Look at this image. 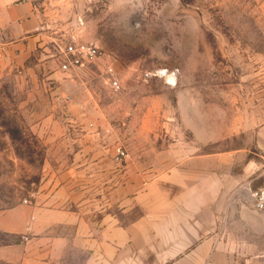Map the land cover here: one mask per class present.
<instances>
[{
    "label": "rangeland",
    "instance_id": "374dc122",
    "mask_svg": "<svg viewBox=\"0 0 264 264\" xmlns=\"http://www.w3.org/2000/svg\"><path fill=\"white\" fill-rule=\"evenodd\" d=\"M29 1L43 25L24 57L0 36V217L79 212L84 247L62 264H156L147 233L139 242L128 227L157 212L158 174L195 148L251 147L264 125V0ZM73 40L103 55L65 71ZM243 209L252 216L224 219L213 264H264L263 216ZM27 238L0 230V264H21Z\"/></svg>",
    "mask_w": 264,
    "mask_h": 264
},
{
    "label": "crops",
    "instance_id": "0c3cea01",
    "mask_svg": "<svg viewBox=\"0 0 264 264\" xmlns=\"http://www.w3.org/2000/svg\"><path fill=\"white\" fill-rule=\"evenodd\" d=\"M42 25L32 1L0 0V36L13 44L11 49L21 50L19 58L24 57L26 46L30 49L42 35ZM250 143L251 147L216 153H199L195 148L186 154L180 148L181 155H186L174 161L172 167H165L172 172L158 174L161 203L157 212L149 210L128 227L129 232L139 236V242L147 233L148 241L153 242L149 250L156 264H213L219 259L216 251L224 244L222 235L229 232L222 224L229 210L235 211L238 219L252 216L243 208L252 203L251 190L263 182L264 125L254 132ZM139 179L135 181L136 189L142 186L143 177ZM69 185L67 182L66 194L71 197L74 192ZM148 196L141 194L140 198ZM0 230L31 236L21 264H62L66 254L78 251L80 243L84 247L86 227L79 212L19 205L0 217ZM93 262L90 259L89 264Z\"/></svg>",
    "mask_w": 264,
    "mask_h": 264
},
{
    "label": "built area",
    "instance_id": "2783aa9c",
    "mask_svg": "<svg viewBox=\"0 0 264 264\" xmlns=\"http://www.w3.org/2000/svg\"><path fill=\"white\" fill-rule=\"evenodd\" d=\"M65 60L62 65L63 70L69 71L72 68H84L87 64L93 63L96 59L100 58L103 53L101 49L93 42L71 41L65 45L62 50ZM107 74L110 78V86L114 92L121 90V83L117 78L115 71L112 67H107ZM253 210L263 216L264 222V178L261 185L255 188L252 193ZM27 202V201H25ZM30 225L27 230H30ZM28 234H22V238L27 240Z\"/></svg>",
    "mask_w": 264,
    "mask_h": 264
},
{
    "label": "trees",
    "instance_id": "16d2710c",
    "mask_svg": "<svg viewBox=\"0 0 264 264\" xmlns=\"http://www.w3.org/2000/svg\"><path fill=\"white\" fill-rule=\"evenodd\" d=\"M10 130V136H11V139L15 142V141H21L22 138H21V130L20 128L16 127L14 129H9ZM8 235V234H7Z\"/></svg>",
    "mask_w": 264,
    "mask_h": 264
}]
</instances>
